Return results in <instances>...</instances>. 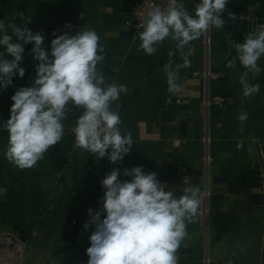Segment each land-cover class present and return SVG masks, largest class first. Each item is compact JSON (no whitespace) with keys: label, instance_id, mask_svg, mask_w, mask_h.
I'll use <instances>...</instances> for the list:
<instances>
[{"label":"crops","instance_id":"0c3cea01","mask_svg":"<svg viewBox=\"0 0 264 264\" xmlns=\"http://www.w3.org/2000/svg\"><path fill=\"white\" fill-rule=\"evenodd\" d=\"M138 1L0 0V20L20 25L18 13H25L33 33L43 30L42 46L49 52L53 32L91 29L99 35L105 59L98 68L107 83L126 85L112 107L119 106V127L134 140L121 162L97 159L74 145L71 129L82 109L69 105L62 140L35 167L21 170L5 158L8 133L0 127V233L16 232L26 241L28 264H87L94 226L83 225L90 219L88 209L101 207L100 181L113 168L120 169L121 181L130 180L123 170L142 166L177 196L188 184L201 189L199 214L187 224L177 252L179 264H264V56L258 61L261 73L249 74L260 92L245 98L239 83L245 69L239 61L235 67L229 63L236 53L226 54L225 43L226 38L243 42L264 24V0H228L224 28H212L185 47L192 53L191 67L180 70L171 91L168 51L175 42L166 39L154 55L138 50ZM182 2L192 13L200 0ZM63 20L72 21L71 31L59 28ZM23 46L24 77L14 76L12 85L0 88V125L10 118L15 91L34 82L38 61L30 52L33 45ZM171 59L173 68L182 63L179 54ZM213 96L224 102L207 105ZM241 112L247 113L243 123L237 119Z\"/></svg>","mask_w":264,"mask_h":264},{"label":"clouds","instance_id":"9594fccd","mask_svg":"<svg viewBox=\"0 0 264 264\" xmlns=\"http://www.w3.org/2000/svg\"><path fill=\"white\" fill-rule=\"evenodd\" d=\"M227 4L228 0H200L190 13L182 0H167L166 6L149 10L139 23L142 31H138V50L145 54H156L166 39L175 42L174 49L168 51L170 91L177 87L180 70L191 67L192 53L185 47L212 28H224L222 14ZM18 16L20 25L0 20V88L12 85L14 76L24 77L25 69L20 66L23 45H33L30 52L38 63L32 86L15 91L10 118L0 125L8 133L6 160L21 170L35 167L49 148L62 140L63 121L72 111L71 105L82 109L72 128L75 144L97 159L107 157L112 164L121 162L134 140L131 132L122 133L119 106L113 109L112 105L127 88L115 81L107 83L98 68L105 59L99 35L91 29L74 35L53 32L49 52L42 46L43 30L33 33L27 27L31 17L23 12ZM228 16L236 19L234 13ZM225 43L230 50L226 54L232 49L236 53L229 63L235 67L239 61L245 69L239 77L243 96L258 95L260 85L250 83L249 74L257 76L262 71L258 61L264 56V24L246 34L243 42L226 38ZM177 54L182 63L173 68L171 58ZM237 119L243 123L247 113L241 112ZM120 175L119 168L105 175L100 181L104 189L101 207L88 209L90 219L83 228L94 226V230L88 237L87 264H179L177 252L185 239L187 224L194 223L199 214L201 189L188 184L177 196L161 185L155 172L145 173L142 166L123 170V176L130 180L121 181Z\"/></svg>","mask_w":264,"mask_h":264},{"label":"built area","instance_id":"2783aa9c","mask_svg":"<svg viewBox=\"0 0 264 264\" xmlns=\"http://www.w3.org/2000/svg\"><path fill=\"white\" fill-rule=\"evenodd\" d=\"M166 4H167V0H139L138 3H136L134 9V15L136 19L135 26L138 28L139 23L141 22L142 19L145 18L149 10L157 6L164 7L166 6ZM239 18H248V15L241 14L239 15ZM73 27H74L73 23L70 20H63L59 25V28L62 31H71ZM215 76L216 75H212V77ZM223 102H224L223 97L213 96L211 97L210 100L207 101L206 104L221 105ZM74 145L77 146L75 144V137H74ZM26 250H27V243L18 233L16 232L0 233V264H28L26 258Z\"/></svg>","mask_w":264,"mask_h":264}]
</instances>
